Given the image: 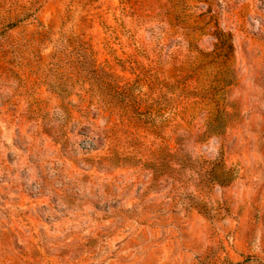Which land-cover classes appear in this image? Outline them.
I'll list each match as a JSON object with an SVG mask.
<instances>
[{"label":"rangeland","instance_id":"obj_1","mask_svg":"<svg viewBox=\"0 0 264 264\" xmlns=\"http://www.w3.org/2000/svg\"><path fill=\"white\" fill-rule=\"evenodd\" d=\"M0 264H264V0H0Z\"/></svg>","mask_w":264,"mask_h":264},{"label":"trees","instance_id":"obj_2","mask_svg":"<svg viewBox=\"0 0 264 264\" xmlns=\"http://www.w3.org/2000/svg\"><path fill=\"white\" fill-rule=\"evenodd\" d=\"M223 44L224 41L220 42L218 47L221 48ZM144 113L145 112L138 111L137 118H126L122 121L118 119L116 121L114 120L113 122H111V125L113 127L117 126L118 128H120L124 125V127L126 128L127 135L125 137H127L128 142H125L123 144H121L122 138L116 136L112 128H108L107 131H100L98 134L95 135V130H93L95 128L94 126H92L90 120L87 127H93L91 128V130H88L90 131L88 133V138L90 140L92 139L93 142L92 151L96 153H102V158L108 160L105 165L112 164V162H110L111 160L120 162L135 160L136 162H139L140 166L143 168L156 160L153 156V153H151L145 146V142L141 140L142 134H137V131H139L137 130V127L142 128V124L146 125L145 122L141 120ZM121 130L122 129H120V131ZM215 181L221 183L222 180L217 178L215 179Z\"/></svg>","mask_w":264,"mask_h":264}]
</instances>
